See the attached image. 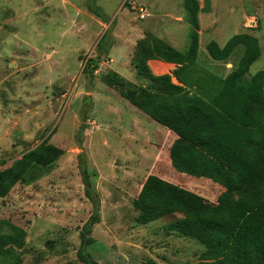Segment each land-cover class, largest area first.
I'll use <instances>...</instances> for the list:
<instances>
[{
	"label": "rangeland",
	"instance_id": "obj_1",
	"mask_svg": "<svg viewBox=\"0 0 264 264\" xmlns=\"http://www.w3.org/2000/svg\"><path fill=\"white\" fill-rule=\"evenodd\" d=\"M181 1L0 0V170L43 142L63 151L52 165L33 167L0 198V251L12 253L17 264H82L81 228L95 210L99 223L87 252L99 264L200 263L203 246L165 235L162 219L138 225L132 201L151 174L212 203L223 190L175 173L162 128L106 84L114 71L137 87H152L128 63L133 42L146 34L187 49ZM199 4L202 8V0ZM140 7L149 10L143 20ZM198 18L195 74L232 70L241 47L221 68L206 46L214 41L222 47L242 33L255 37L261 49L247 79L264 70V0H209ZM105 34L106 43L109 36L113 41L109 51L114 47L100 54L97 43ZM89 59L98 61L96 70L86 65ZM0 264L6 263L0 258Z\"/></svg>",
	"mask_w": 264,
	"mask_h": 264
},
{
	"label": "trees",
	"instance_id": "obj_2",
	"mask_svg": "<svg viewBox=\"0 0 264 264\" xmlns=\"http://www.w3.org/2000/svg\"><path fill=\"white\" fill-rule=\"evenodd\" d=\"M202 2L200 8L198 0H183L184 19L189 25L186 50L177 51L151 34L135 44L131 64L136 75L152 87H137L115 72L107 74L106 84L118 88L130 105L176 136L168 153V166L175 173L206 179L223 191L212 203L148 175L132 201L138 212L136 223L147 225L162 219L165 235L196 241L204 248L199 264H264V70L246 77L261 49L258 40L245 33L233 36L222 47L211 41L206 50L214 62L229 61L239 47L243 52L223 78L207 71L195 74L198 16L209 6V0ZM102 21L107 20L102 17ZM106 34L97 43L100 54L107 53L113 42L108 35L110 42L106 43ZM150 60L177 65L173 76L183 86L174 85L170 75H154L148 66ZM86 65L96 70L98 61L89 59ZM184 86L190 90L195 87V93L190 94ZM62 155L61 149L43 142L21 161L0 170V198L33 167H48ZM81 173L85 194L92 200L86 169ZM97 223L95 210L81 228L77 258L82 264H99L87 252L94 244L90 235ZM0 258L6 264H17L15 256L4 250Z\"/></svg>",
	"mask_w": 264,
	"mask_h": 264
},
{
	"label": "crops",
	"instance_id": "obj_3",
	"mask_svg": "<svg viewBox=\"0 0 264 264\" xmlns=\"http://www.w3.org/2000/svg\"><path fill=\"white\" fill-rule=\"evenodd\" d=\"M199 1V0H198ZM180 4H182L183 5V0L180 2ZM200 5V4H199ZM201 8V7H200ZM203 8V7H202ZM139 9H141V10H144L145 12H148V14H149V10L147 9V8H142V7H140ZM138 9V10H139ZM184 10V9H183ZM201 12V11H200ZM199 12V13H200ZM145 16H146V14H145ZM138 17H139V11H138ZM145 19V18H144ZM143 20V19H142ZM175 22H177V21H175ZM127 34H129L130 35V27L128 28V31H127ZM140 37H143V33H141V36ZM133 39V38H132ZM129 40V39H128ZM166 43V42H165ZM135 44H136V42H133V44H132V47H134L135 46ZM166 44H168V45H170L171 47H173L174 48V46H172L169 42H167ZM129 45H130V40H129ZM114 47V46H113ZM113 47L111 48V50L109 51V53L112 51V49H113ZM176 49V48H175ZM177 51H180V50H178V49H176ZM132 51H133V48H132ZM108 57H109V55H108ZM128 59H129V57H128ZM130 61H131V59H129ZM128 60V63L129 64H131V62ZM108 61H110L109 63H113V59L110 57V60H108ZM215 63H217V64H219L218 66L219 67H221V68H224V67H222V66H226L225 64L226 63H228V61L227 62H215ZM214 63V64H215ZM210 65V64H209ZM148 66H149V68H150V70L152 71V73L154 74V75H156V76H161V75H170L171 76V82L174 84V85H178V86H183L181 83H179L178 82V80L173 76V72H174V70L175 69H177L178 68V66L177 65H174V64H169V63H164V62H161V61H157V60H150V61H148ZM130 67H131V65H130ZM208 67V66H207ZM195 68H197V61H196V67ZM211 68V67H210ZM209 68V70H211ZM227 68V67H226ZM130 71V70H129ZM231 70H227V69H225L224 70V74L223 75H218L217 73H215L217 76H222V78L223 77H225L227 74H229V72H230ZM114 72V71H113ZM210 72H212V71H210ZM209 72V73H210ZM116 73V72H115ZM213 73V72H212ZM211 73V74H212ZM118 74V73H117ZM215 74H213V75H215ZM185 87V86H184ZM186 88V90H188L189 91V93L190 94H194L195 92L193 91V89L195 88V87H192V90H190V88H188V87H185ZM161 127V126H160ZM162 128V127H161ZM161 130V132L162 133H164V136H165V138H164V141H166L167 143H168V145H167V147H168V149L166 148V153H169V148H170V146H171V144L173 143V141L176 139V136L173 134V133H171L170 131H168V130H166V129H164V128H162V129H160ZM161 139V138H160ZM162 140V139H161ZM168 155V154H167ZM168 165H169V161H168Z\"/></svg>",
	"mask_w": 264,
	"mask_h": 264
},
{
	"label": "built area",
	"instance_id": "obj_4",
	"mask_svg": "<svg viewBox=\"0 0 264 264\" xmlns=\"http://www.w3.org/2000/svg\"><path fill=\"white\" fill-rule=\"evenodd\" d=\"M138 11H139V19L140 20L144 19L145 18V14H144L145 11L141 10V9H139Z\"/></svg>",
	"mask_w": 264,
	"mask_h": 264
}]
</instances>
